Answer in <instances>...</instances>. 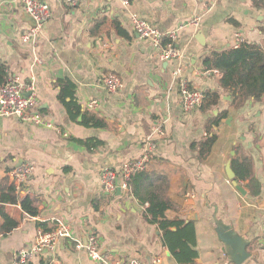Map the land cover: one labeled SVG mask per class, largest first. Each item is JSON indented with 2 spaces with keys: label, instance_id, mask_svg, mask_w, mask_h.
I'll use <instances>...</instances> for the list:
<instances>
[{
  "label": "crops",
  "instance_id": "crops-1",
  "mask_svg": "<svg viewBox=\"0 0 264 264\" xmlns=\"http://www.w3.org/2000/svg\"><path fill=\"white\" fill-rule=\"evenodd\" d=\"M44 1L52 18L35 43H24L21 37L32 25L22 5L0 0V65L7 76L34 85L39 113L52 125L0 116V185L8 181L14 186L8 173L15 166H33L19 197H30L39 211L32 217L20 201L3 205L0 195V264H14L19 252L34 245L40 229L52 230L59 221L69 224L83 244L96 234L106 256L146 264H235L218 233L225 226L246 240L250 256L241 264H264V97L237 107L220 86L223 74L204 66L213 52L241 43L264 47V0H129V5L80 0L75 8L65 0ZM133 14L164 33L177 30L181 60H162L152 41L140 39ZM196 17L199 26L190 24ZM106 74L122 79L119 92L104 89L101 77ZM66 80L75 86L66 101L74 99L80 113L68 111L60 98V82ZM180 80L205 93L219 92V105L184 112ZM93 100L99 103L96 109L87 107ZM225 112L228 117L208 132L210 122ZM87 116L105 126L86 124ZM208 133L218 141L201 159L195 145ZM149 140L157 149L146 170L167 181L166 198L172 204L167 218L194 224L196 243L185 249L189 259L197 253L192 261L177 260L165 245L164 230L146 218V206L135 197L120 188L114 194L102 189L103 169L120 170L138 159ZM235 157L252 160L258 195L238 179ZM228 165L245 194L230 179ZM3 213L18 223L7 234L1 232ZM51 260L96 264L86 250L76 249L74 240L60 241L55 253L44 251L29 264Z\"/></svg>",
  "mask_w": 264,
  "mask_h": 264
},
{
  "label": "built area",
  "instance_id": "built-area-1",
  "mask_svg": "<svg viewBox=\"0 0 264 264\" xmlns=\"http://www.w3.org/2000/svg\"><path fill=\"white\" fill-rule=\"evenodd\" d=\"M18 2L37 24L36 27L32 26L28 29L21 39L24 43H35L44 25L52 18L50 6L44 0H18ZM65 2L72 8L80 4V0H65ZM123 2L125 5H129V0H123ZM131 22L140 39L152 41L154 47L160 51L162 60H181L182 54L176 48L178 40L177 30L164 33L138 14L131 16ZM199 22L200 17H196L190 24L199 26ZM176 73H180V70ZM215 73L219 74L220 72L215 70ZM101 84L108 93H117L123 87L122 79L115 74L103 75ZM179 90L184 112L193 113L201 109L205 101L204 91L192 87L187 80H180ZM98 106L99 103L96 100L89 102L87 105L90 109H96ZM0 116L18 117L26 123L52 127L39 113V101L34 85L24 84L17 75L7 76L6 80L0 81ZM156 130L161 134L159 128ZM63 135L68 137V134ZM156 149L154 141L149 140L145 143L144 151L138 159L125 163L120 170L103 169L101 182L104 192L114 194L120 188L131 195L130 182L132 177L138 172L147 169ZM33 170V166L22 164L15 166L8 173L13 180V185L18 195L22 193L24 185L33 175ZM190 197H194V195L188 194L187 198ZM65 240H74L76 249L79 251L86 250L90 259L96 264H146V262L138 259L113 258L104 255L101 251L100 238L93 233L88 238V244L84 245L81 241H77L74 238L72 227L62 221H59L57 227L52 230L40 229L34 245L27 250L19 252L15 257L14 264H28L33 261L35 256L42 254L44 251L55 253L58 243ZM46 264H58V262L51 260L46 262ZM156 264H161V260H157Z\"/></svg>",
  "mask_w": 264,
  "mask_h": 264
},
{
  "label": "trees",
  "instance_id": "trees-1",
  "mask_svg": "<svg viewBox=\"0 0 264 264\" xmlns=\"http://www.w3.org/2000/svg\"><path fill=\"white\" fill-rule=\"evenodd\" d=\"M259 5V1H256ZM264 32V28H263ZM204 66L207 70L219 71L223 74L220 86L223 90L231 93L234 103L237 107L244 105L250 99L254 98L260 101L264 97V47L257 44L241 43L237 48H230L222 52H213L204 60ZM7 78V71L4 66L0 65V81ZM63 87V92L60 94L61 100L65 104L68 111H82L81 106L71 99L66 101V96L73 97L74 85L66 80L60 82ZM67 91L66 92H64ZM221 94L219 92L209 91L205 93V101L202 110L211 109L219 105ZM225 112L210 122V126L219 125L220 122L228 117ZM75 117V116H73ZM86 124H92L95 127H103L105 123L96 119L94 116H87ZM218 141L216 135L208 133L207 136L195 147L199 148V157L204 159L210 154L212 148ZM232 167L235 170L237 177L242 182H247L249 189L254 195L259 194L256 187V181L253 176V162L249 158H233ZM131 195L135 197L142 205L146 206L145 216L152 220L153 223L159 224L160 228L165 232V245L171 250L173 255L181 263L194 260L197 253L193 251L191 258L185 255V249L188 244L195 245V229L194 224H184V221L170 220L166 213L172 208L171 202L166 198L167 181L164 177L158 174L149 173L147 170L135 174L130 182ZM256 189V190H255ZM1 203L17 204L21 202L22 209L32 217L38 215V209L35 207L33 200L30 197L20 198L15 193L14 186L8 181L0 185ZM6 223L2 228L3 233L7 234L16 229L18 223L12 220L8 215L3 213ZM44 226V225H43ZM42 226V228H43ZM176 227L177 231L172 232L170 228ZM45 229V228H43ZM49 231L50 229H45ZM180 250L179 252L177 251ZM29 264V263H28ZM33 264V263H31Z\"/></svg>",
  "mask_w": 264,
  "mask_h": 264
},
{
  "label": "water",
  "instance_id": "water-1",
  "mask_svg": "<svg viewBox=\"0 0 264 264\" xmlns=\"http://www.w3.org/2000/svg\"><path fill=\"white\" fill-rule=\"evenodd\" d=\"M24 17H25V20L29 24H31L33 27L37 26L35 20L28 13L25 12ZM227 169H228V174H229L230 179L234 180L235 175L232 172L230 165H228ZM234 184L240 192L245 194L243 189L237 184V181L234 180ZM218 233L220 236V240L226 245L229 251V259L233 263L241 264L247 259L248 256H250L248 253H246V246H244L246 240L236 235L232 231V229L224 226L220 228ZM87 244H88V238L84 242V245H87Z\"/></svg>",
  "mask_w": 264,
  "mask_h": 264
}]
</instances>
